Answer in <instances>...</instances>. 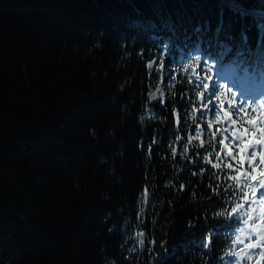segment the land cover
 <instances>
[{
	"label": "trees",
	"instance_id": "16d2710c",
	"mask_svg": "<svg viewBox=\"0 0 264 264\" xmlns=\"http://www.w3.org/2000/svg\"><path fill=\"white\" fill-rule=\"evenodd\" d=\"M259 13L264 0H0V264H227L238 154L217 156L216 128L184 143L198 103L179 71L149 122L146 63L200 48L264 70Z\"/></svg>",
	"mask_w": 264,
	"mask_h": 264
},
{
	"label": "rangeland",
	"instance_id": "374dc122",
	"mask_svg": "<svg viewBox=\"0 0 264 264\" xmlns=\"http://www.w3.org/2000/svg\"><path fill=\"white\" fill-rule=\"evenodd\" d=\"M149 63H147L148 68H149ZM153 68L154 67H152L151 70H153ZM245 76H246V78H248L249 75L246 74ZM159 85H161L160 82H158L157 85L152 90H150V95L152 97L155 96L157 98L158 97V93L161 94ZM158 86H159V90L157 91V87ZM244 114H246V112H244ZM212 120H215V121H217L219 123H222L221 120H219L217 118H214ZM240 120H241L240 122L248 123L247 125L251 128V130H250L251 131V133H250L251 135H246L245 132H243V131L240 132V135H242V137L246 136L245 140L247 139L246 140L247 143H249L250 141L256 142L257 140H259V141L263 140L264 141V132L260 131L261 129H264L263 125H261L260 123H258L257 125L251 123L250 121H252L254 119H251L250 116H248V118L242 116V117H240ZM263 146H264V144H263ZM251 156H252V158L254 157V159L258 160V163L250 164V162H248L249 166L251 168L261 167V169L264 171V161H262V159H261L264 156V147H263V149H261L259 151H256V152L251 151ZM262 176H264V174L260 175L261 178H262ZM253 183H254V186H253V188H251L252 189L251 192L255 191L254 190L255 188H258L257 191H261L263 189V187H264V182H262V185H263V187H262L261 184H259V180L258 179L254 180ZM260 197L263 199L262 196H260ZM262 204L264 205L263 201H262ZM248 212H250L252 214L250 217H256V216L258 217L259 216V214L255 213L256 211H255V207L254 206H252L251 210L250 211L248 210ZM262 226H264V225H262ZM241 231L248 233L249 229H247V227H244V228H241Z\"/></svg>",
	"mask_w": 264,
	"mask_h": 264
},
{
	"label": "snow or ice",
	"instance_id": "6c2138e0",
	"mask_svg": "<svg viewBox=\"0 0 264 264\" xmlns=\"http://www.w3.org/2000/svg\"><path fill=\"white\" fill-rule=\"evenodd\" d=\"M149 67H151V65H149ZM153 99H155V97H153ZM260 131H261V132H264V129H261ZM245 134H246V135L249 134V133L247 132V130H245ZM261 142H264V141H259V140L256 141V143H261ZM153 143H154V142H153ZM151 147H152V144H149V145H148V151L151 150ZM173 153L175 154V149H173ZM253 158H254V157H253ZM241 159H243V157H241ZM261 159H262V161H264V157H262Z\"/></svg>",
	"mask_w": 264,
	"mask_h": 264
},
{
	"label": "bare ground",
	"instance_id": "6f19581e",
	"mask_svg": "<svg viewBox=\"0 0 264 264\" xmlns=\"http://www.w3.org/2000/svg\"><path fill=\"white\" fill-rule=\"evenodd\" d=\"M149 65H151V67H149V69H151L152 67H154V62H150Z\"/></svg>",
	"mask_w": 264,
	"mask_h": 264
}]
</instances>
